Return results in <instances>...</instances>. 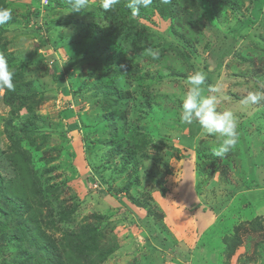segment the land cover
Here are the masks:
<instances>
[{"label":"rangeland","instance_id":"rangeland-1","mask_svg":"<svg viewBox=\"0 0 264 264\" xmlns=\"http://www.w3.org/2000/svg\"><path fill=\"white\" fill-rule=\"evenodd\" d=\"M125 2L0 0L27 102L0 92V264H46L47 241L61 264H264V100L243 103L264 94V0ZM197 70L237 119L222 158V137L180 120Z\"/></svg>","mask_w":264,"mask_h":264},{"label":"clouds","instance_id":"clouds-1","mask_svg":"<svg viewBox=\"0 0 264 264\" xmlns=\"http://www.w3.org/2000/svg\"><path fill=\"white\" fill-rule=\"evenodd\" d=\"M71 6V11L81 12L89 9V0H67ZM162 4L170 3V0H160ZM120 0H100V7L109 12L115 8ZM152 0H126L125 7L130 10L132 16H137L141 8H148ZM13 18L12 10L6 7H0V25H4ZM147 54L153 59L160 57L159 50L148 48ZM14 71L10 69L7 58L0 53V92L13 91L15 88L13 78ZM207 80L206 73L197 70L188 77L190 87L183 96L182 112L180 120L188 125L197 121L199 126L207 134H218L222 137V142L214 149V155L224 157L233 148L239 140L238 124L236 116L232 110L223 112L217 111L219 97L216 93L220 92L218 86H207L205 95L202 93L203 86ZM264 100V94L260 91H249L245 97L244 104H256Z\"/></svg>","mask_w":264,"mask_h":264},{"label":"trees","instance_id":"trees-1","mask_svg":"<svg viewBox=\"0 0 264 264\" xmlns=\"http://www.w3.org/2000/svg\"><path fill=\"white\" fill-rule=\"evenodd\" d=\"M152 1H155V0H152ZM153 5L156 6L155 4H153ZM114 10H116V11L122 10V7H118V4H117L115 6ZM113 29H114V27L112 25H110L107 28L103 29L100 34H110L113 31ZM112 94H114L117 98L121 99L122 97L127 96L128 92H120L116 88H113ZM4 100H5L6 104H8L10 106L14 104V100H17L22 106H25L27 104V102L25 100L17 99V97L15 95V91L13 92V91L5 90ZM0 205L4 206L6 208L8 206V204L5 202L4 198L2 200H0ZM9 207L11 208V210H13V208H15V205L10 204ZM27 211H28V207L25 206L22 209L18 210L17 214L22 215L23 212H27ZM18 227L24 228V226H22V225L19 226V224H18ZM30 229L31 228L26 225L24 232L30 233V231H28ZM38 249L43 250V252L45 253L46 264H61L62 257L60 254L58 255L57 247L54 245L53 241H47L45 243H42L41 245H39ZM26 261H28L27 258H24V259L22 257L19 258V262H21V264H25Z\"/></svg>","mask_w":264,"mask_h":264}]
</instances>
